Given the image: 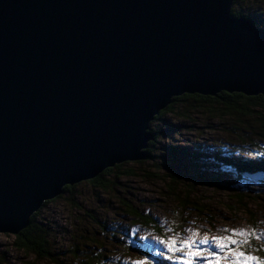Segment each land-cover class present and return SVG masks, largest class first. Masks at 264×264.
Returning a JSON list of instances; mask_svg holds the SVG:
<instances>
[{
  "label": "water",
  "instance_id": "water-1",
  "mask_svg": "<svg viewBox=\"0 0 264 264\" xmlns=\"http://www.w3.org/2000/svg\"><path fill=\"white\" fill-rule=\"evenodd\" d=\"M234 2L0 0V233L146 159L175 97L264 95V27Z\"/></svg>",
  "mask_w": 264,
  "mask_h": 264
},
{
  "label": "rangeland",
  "instance_id": "rangeland-1",
  "mask_svg": "<svg viewBox=\"0 0 264 264\" xmlns=\"http://www.w3.org/2000/svg\"><path fill=\"white\" fill-rule=\"evenodd\" d=\"M240 7L264 21V0H247ZM176 106L177 112L188 107L186 103ZM189 113V117L167 113L161 120L152 121L154 129L164 132L153 152L157 157L142 163L127 161L122 168L125 172L116 169L104 174L108 188L82 181L73 185L74 196L66 192L64 197L41 207L36 220L49 232L51 256L28 253L16 244V234L0 233V264H85L90 256L102 258L98 264H135L145 258L152 264H172L160 255L164 247L157 243L158 239L176 236L184 240L199 233L197 239L207 236L211 240L231 235V230L264 236V182L255 179L247 183L250 187L244 189L247 192L240 202L239 191L192 184L168 148L205 145L226 154L253 158L261 155V149L250 152L249 145L242 146L240 136L233 132L246 131L248 138L258 142L255 132L259 123L253 118L244 117L241 123L232 116ZM176 170L181 174L170 176ZM128 206L141 219L135 218ZM148 218L157 227L145 223ZM142 236L149 238L139 239ZM244 250L264 259V238H250Z\"/></svg>",
  "mask_w": 264,
  "mask_h": 264
},
{
  "label": "trees",
  "instance_id": "trees-1",
  "mask_svg": "<svg viewBox=\"0 0 264 264\" xmlns=\"http://www.w3.org/2000/svg\"><path fill=\"white\" fill-rule=\"evenodd\" d=\"M247 0H235L232 7V13L234 16H251V13H247L242 7L241 4L245 3ZM239 5V7L237 6ZM258 14L254 15V17ZM252 17V16H251ZM257 18V17H256ZM257 25L264 27V21H256ZM180 103H186L188 107L183 109L182 112H177L176 105ZM196 111H202L205 113H210L212 116L223 117H235L237 120L243 122V118L247 119L253 118L259 123V128L255 132V138L258 139V142L255 139L248 138L246 127L241 129L244 133H236L240 136V141L242 146L249 145L250 152H254L253 148L261 149V155H257L253 158L235 156L233 153H228L222 151L213 150V148H207L205 145L194 147H181V146H168L171 150L170 155L173 160H176L177 163L181 164L179 166L180 171L186 173L188 180L192 184L201 183L203 185L212 186L215 188L227 189L232 192H241L239 193L242 197L239 199L243 200V193H246L244 189L250 187L247 183L252 182L255 179H260L258 181L264 182V95H254L249 96L243 93L235 92H221L218 96L210 95H201V94H183L174 98V101L164 110H162L155 118L154 121L161 120V117L167 113H174L181 117H189L190 113H195ZM235 126L231 127L234 128ZM246 128V129H245ZM151 131L155 134V138L149 142L147 148L148 159L139 160L140 163L152 159V157H157L154 155V149L157 145L158 139L160 136L164 135L162 130H156L152 127ZM247 137V138H246ZM246 139H250L249 143ZM253 144V145H252ZM124 164H117L115 167L106 169L98 177L89 180L94 184L108 188V185L104 183V174H112L116 169L120 170L119 173L125 172L122 170ZM181 174L179 171L175 173H170V176L178 177ZM257 175H261V178H258ZM256 181V180H255ZM239 182V184H238ZM254 183V182H253ZM76 187V185H74ZM74 186L67 185L65 187L64 193L69 192L71 195L74 194ZM239 186H243L244 188ZM60 195L55 199L57 200L64 195ZM129 209H133L131 206H128ZM132 215L134 214L135 218L141 219L140 215L134 209L130 211ZM37 213L32 216L31 224L22 230L16 236V244L26 250L28 253L39 254L40 256L48 257L52 255V250L49 247V232L45 230L41 224L36 220ZM147 224L157 227V223L153 219H145L144 221ZM47 231V232H46ZM158 231L162 233V229L159 228ZM77 252V251H76ZM0 262L3 260L0 257ZM99 259V260H98ZM102 258L98 256H90L85 259V264H98Z\"/></svg>",
  "mask_w": 264,
  "mask_h": 264
},
{
  "label": "snow or ice",
  "instance_id": "snow-or-ice-1",
  "mask_svg": "<svg viewBox=\"0 0 264 264\" xmlns=\"http://www.w3.org/2000/svg\"><path fill=\"white\" fill-rule=\"evenodd\" d=\"M224 231H228L225 229ZM199 233H193L190 238L180 240L176 236L158 239L157 243L164 247L160 254L172 264H264V259L248 254L244 248L250 238H264L244 230H231V235L197 239ZM149 237H139L147 240ZM209 245H211L209 247ZM203 246V247H202ZM135 264H152L147 258L136 261Z\"/></svg>",
  "mask_w": 264,
  "mask_h": 264
},
{
  "label": "bare ground",
  "instance_id": "bare-ground-1",
  "mask_svg": "<svg viewBox=\"0 0 264 264\" xmlns=\"http://www.w3.org/2000/svg\"><path fill=\"white\" fill-rule=\"evenodd\" d=\"M152 141V140H151ZM147 159V158H146ZM146 159H144V160H146Z\"/></svg>",
  "mask_w": 264,
  "mask_h": 264
}]
</instances>
